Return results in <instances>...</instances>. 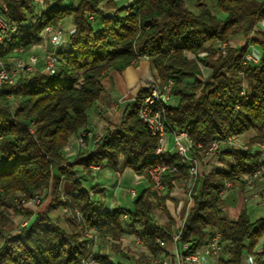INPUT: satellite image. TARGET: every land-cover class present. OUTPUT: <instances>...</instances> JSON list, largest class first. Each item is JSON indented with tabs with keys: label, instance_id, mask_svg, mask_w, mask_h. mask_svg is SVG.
Wrapping results in <instances>:
<instances>
[{
	"label": "trees",
	"instance_id": "obj_1",
	"mask_svg": "<svg viewBox=\"0 0 264 264\" xmlns=\"http://www.w3.org/2000/svg\"><path fill=\"white\" fill-rule=\"evenodd\" d=\"M252 1L217 0L223 14L218 16L206 3L199 4L195 13L186 0H46L45 5L35 0H0V5L8 6L5 18L16 26L12 39L0 45V60L5 64L18 48L29 52L37 45L47 26L65 18L73 24L69 44L59 53L52 73L38 67L0 91V264H82L90 250L84 236L87 229L116 240L131 230L150 253L163 251L157 239L169 241L178 232L166 202L175 187L185 188L190 164L177 153L154 156L157 136L138 114L147 89L140 87L118 122L105 125L93 151L68 159L64 147L73 136L93 131L91 111L102 98L104 77L142 58L150 60L161 86L173 82L171 99L177 101L164 107L163 121L167 129L190 134L195 142L192 154L201 157L213 140L248 131L255 132L252 144L264 142V53L257 63L246 59L251 42L262 44L250 39V34L264 20V1L249 11ZM218 42L232 43L226 56L215 57L213 47ZM203 51L208 54L200 56ZM202 65L211 69L206 77ZM262 154L255 147L229 148L221 153L222 161L230 160L228 168L216 166L196 180L191 204L186 198L182 207L185 224L178 241L181 248L186 245L182 260L220 232L225 242L223 263L242 264L243 251L252 250L264 237V216L253 220L243 207L237 217L229 218L224 214L226 199L220 194L227 181L244 184L239 177L249 173ZM99 162L142 175L159 163L176 170L163 176L166 193L151 186L134 199L132 208L105 210L70 171ZM62 179L77 191L76 195L66 191L72 205L66 217L54 214L65 205ZM49 189L52 199L45 211L19 209L27 224L18 225L15 232L8 228L12 218L7 208L16 192L32 197ZM161 205L164 223L154 214ZM111 249L115 261L106 255L96 258L103 264H152L145 253L137 255L121 243ZM256 262L264 264V247Z\"/></svg>",
	"mask_w": 264,
	"mask_h": 264
},
{
	"label": "built area",
	"instance_id": "obj_2",
	"mask_svg": "<svg viewBox=\"0 0 264 264\" xmlns=\"http://www.w3.org/2000/svg\"><path fill=\"white\" fill-rule=\"evenodd\" d=\"M37 3L41 5H45L46 0H36ZM6 8L0 9V36H4V31L6 26H15L14 23L5 18ZM264 26V24H256L255 29H259V27ZM73 32V28L69 29V31H62L60 33H53V40L52 44H45V36L46 33H52V26L47 27L46 32L41 33V48L43 49V54H33L29 56V59L26 60H18L17 58L12 57V62H9L8 65H1V72H0V91L1 89L9 84L14 85L16 84L21 78L27 76L28 74L34 72L40 63L43 61L42 65V72L50 74L52 73L55 68L59 58L57 52V45H65L69 44V37ZM232 43L230 42H218L213 47L214 50H221V55L226 56ZM264 53V52H262ZM262 53L256 48H254V44L250 43V50L246 56L248 62L257 63L262 55ZM192 57V56H191ZM194 57V55H193ZM203 67V66H202ZM6 68H13L15 74V81H8L6 79ZM206 77V76H205ZM145 88L147 89V99H149V106L146 109H151V100H159L161 97H165V91H169V83L165 84L164 86L160 85V82L151 76L147 79V82L144 83ZM112 109L114 106L111 107ZM141 119L147 120V118H154L155 119V133L162 134V144L156 148L154 154H162V149L165 148H173L179 149L183 154L188 157V163L190 164L189 167V180L185 183V188H188L187 198H190V202L192 201L190 191L193 187L196 180L204 175H207L213 168L217 165L222 164L221 156H218V149L226 147L229 145L236 147L235 143H233L232 138L226 139H215L206 148L207 150H215V157L212 159H205V158H196L195 154H192V149L194 148L195 142L191 136L183 135L178 133L176 129V133H168L165 131V124H159L158 119L155 113H152V116H145V112L139 114ZM104 133H93L92 131L85 132L79 135L78 143L79 148L88 144L87 137L93 143L92 148L90 151H93L97 146L98 142L102 138ZM227 144L223 146V144ZM200 147L201 144H198ZM255 148L264 151V142H257L255 144ZM239 147H246L250 148L249 145H239ZM73 154V156H72ZM77 152L67 153L68 159H73L76 157ZM261 157H264L262 154ZM103 168V163H91L89 165V174L93 178H96L98 172ZM168 170H176L175 167H171L169 164L166 163H159L152 166H149L145 172L149 176L152 186L161 191L165 192L167 190L164 182L163 176ZM116 177H120V171L116 173ZM240 181H244V184L248 186H253L256 181L264 180V161H257L255 165L252 166V169L249 173L243 174L239 177ZM233 188V183L231 181H227L224 185V188L221 191V196L226 197L229 191ZM126 192L130 193L133 198H136L138 195L135 189H126ZM68 194L66 192H62V199L65 202L63 206V212L65 214H70L72 205L68 203L70 200L68 198ZM90 198H92L93 193L90 192ZM13 205L11 208L15 210L19 209H30L35 212H40L43 207V202L39 194H36L32 197H28L25 193H19L18 195L13 196ZM184 204V199L178 200L177 206L174 208V224L176 229L178 230L177 233L172 235L171 241L173 243H178L180 239L181 231L185 224V217L182 215V207ZM33 208H32V207ZM162 208V207H161ZM78 215L80 214L79 210L77 211ZM126 218V215H124ZM28 218L25 219V224H27ZM84 236L89 240L90 250L88 254L83 257L82 264H103L100 260L96 258V256L106 255L112 261H115V252L111 249L112 244H119L121 240H116L111 236H106L102 238L99 233L95 229H87L84 233ZM157 242L161 246H165V241L158 238ZM137 243H143L140 237H137ZM224 244L222 240V235L220 232H216L212 234L206 242L200 245L195 251L190 252L184 256V264H224L223 263V252H224ZM264 241L257 243L252 250H244L242 253V264H257L256 257L258 253L263 251ZM186 248V245L183 246V249ZM182 258V254H181ZM152 262L156 264H168L167 261H163L160 258H152Z\"/></svg>",
	"mask_w": 264,
	"mask_h": 264
},
{
	"label": "crops",
	"instance_id": "obj_3",
	"mask_svg": "<svg viewBox=\"0 0 264 264\" xmlns=\"http://www.w3.org/2000/svg\"><path fill=\"white\" fill-rule=\"evenodd\" d=\"M67 28L68 29L73 28V24L71 21L68 23ZM263 34H264V26L259 27V29L254 28L253 33L250 34V39H258L260 42H262V44L251 42L254 44V48H256V50L260 51L261 53L264 52ZM150 68H151L150 60L148 58H142L138 62V64L129 66L127 69H125L122 72L111 71L103 79L104 92L99 102L103 104H107V103L117 104L118 101L120 102L125 101L123 99L129 98L130 94L132 95L133 93L135 94L137 87L143 86L145 80L149 78ZM204 68L206 69V71L204 70ZM202 70L205 72L204 76H208L211 72L210 69L206 68L205 66H203ZM119 105L120 104H118V106ZM94 116H95V112L94 113L92 112L91 124L93 128H95L97 125L103 127V125H107L108 123H116L119 121L118 120L119 115H117L118 117L116 119L114 117H113L114 119L108 117L106 118L102 117L100 118L99 121H97ZM77 136H73L69 143L72 144L75 148L77 147L76 146L77 144L75 142ZM70 171L71 173H73L71 174V176L79 178L81 180L83 187L86 186L84 185V182L82 180L83 174H86L90 180L95 181L94 185L88 184V186L84 188L94 193L95 198L99 199L102 202L105 210L115 207L132 208L133 201L135 198H133L130 195V193L126 192V189H135L137 195H139L142 191H144L150 186V182L147 174L144 175L138 174L131 168L119 170V169H113L108 165L103 164V168L98 172L96 178L90 176L88 170H83L81 166L74 167L70 169ZM118 171H120V177H116V173ZM68 183L69 181H67L66 184ZM179 189L181 191L183 190L179 187L176 190ZM68 191H70L69 193L71 195L77 194V191L73 190L72 186L68 188ZM166 192L167 191H165L164 193ZM182 194L183 193L180 192L178 193L177 191L174 190L170 194V199H168L166 202V207L172 216L174 214V208L178 204V200L182 199L180 197L183 196ZM161 207L163 208L162 205L158 208L162 210ZM129 232H131V230ZM126 235H128V233H126L125 236ZM134 235L135 234L132 233V236ZM125 236L120 241L122 247H126V243H124V241L128 240ZM135 240L137 242V238H135ZM137 245L141 247L140 252L145 253L147 255V258L150 260L152 264H156L151 261L152 258H160L163 261H167L168 264H184L181 258L183 248H181L178 243H173L171 240L165 241V246H161L159 244L163 248V251L159 252L157 255L150 253L147 247L144 245V243H137Z\"/></svg>",
	"mask_w": 264,
	"mask_h": 264
},
{
	"label": "rangeland",
	"instance_id": "obj_4",
	"mask_svg": "<svg viewBox=\"0 0 264 264\" xmlns=\"http://www.w3.org/2000/svg\"><path fill=\"white\" fill-rule=\"evenodd\" d=\"M68 1H69L68 3H74L76 0H68ZM128 1H130V0H127V2ZM263 1L264 0H253L252 2H250L247 5V9L249 11L255 10L256 8H258L259 4L262 3ZM216 2H217V0H186L188 8L191 11L195 12V13L199 12V4L206 3L214 14H216L218 16H222L223 14L220 11V9L217 7ZM107 13H111V12H107ZM262 20H260V21H262ZM60 21H62L61 23L63 25L67 26L68 23L71 21V19L70 18H65V19L60 20ZM54 25L55 24H51L49 26H54ZM41 33H43V32H41ZM41 33H40V35H41ZM40 44H41V38H40L39 43L37 45L33 46L32 49L29 52H25L24 51V52L18 53V54H21V55L25 54V56H26V55L31 54V53H36L38 55H42L43 54V49L40 47ZM191 56L193 57L192 54L189 55V57H191ZM42 65H43V61L41 60L39 65H38V67H41ZM41 69H42V67H41ZM204 70L206 71L205 68H204ZM210 71H211V69H210ZM202 73H203V75H205V72L203 70H202ZM151 76H153L156 80L160 81V79L158 77H155L154 71H153L152 68H150L149 77H151ZM145 82H147V80H145ZM144 83H143V86H145ZM139 89H140V87H137V89L135 91V94H136V92ZM135 94L134 93H133V95L130 94L129 98L123 99L125 101H121V102L118 101L117 104H114V103L103 104V103L98 102L97 106L91 111V114H92V112L93 113L95 112V116L94 117H95V119L97 121H99L100 118H102V117H105V118L106 117H108V118H113L114 117L116 119L118 117L117 115H119V119L118 120H120L122 109L126 106L128 101H134ZM176 101L177 100L175 98H173L169 102L171 104L172 103L174 104V103H176ZM118 104H120V105L118 106ZM112 106H114V109L111 108ZM104 128H105V125H103V127L97 125L95 128H93L92 132L93 133H100V132L103 133L104 132ZM254 133H255L254 131H248V132H245V133L239 134V135H230V137L233 139V143L236 144L235 145L236 149L240 150L239 145H249V147L253 148V147H256L255 144H252V137H253ZM78 138H79V135L75 139V142L77 144L76 148L72 144H69L70 141H69L68 144L65 145V147L71 146L72 147L71 148L72 151L77 152V156H79L82 151H85L87 149L90 150V148H92V146H93V143L91 142V140H89L90 141L89 144L85 145L84 147L81 146L79 148ZM225 145H227V144L224 143L223 146H225ZM228 146H231V145L228 144ZM65 147H64V150H65ZM228 149H229V147H228ZM226 150H224V151H226ZM65 152H66V155H67V151L66 150H65ZM201 154L204 155V150L201 152ZM72 156H73V154H72ZM229 161H230L229 159H227V161H222V164L221 165H217V166H222V168H225V167L228 168L229 165H230ZM82 169L83 170H88V173H89V167L87 169L82 167ZM144 174H147V173L145 172ZM148 179H149V182H150V186L149 187H151L152 183H151V180H150L149 176H148ZM82 180L84 182V185H86V186H84L85 188L88 186V184H92V185L95 184V181L90 180L89 177L86 174H83ZM66 183L67 182H65V180L62 179L61 185H60L61 195H62V192H66L68 190V188H70L69 183L68 184H66ZM178 187H175L174 190L177 191L178 193L179 192L183 193L182 194L183 196H180V197L185 200L187 198L186 190L184 188H182V187H179V188L183 189L184 191L183 190L181 191L180 189L176 190ZM174 190H172V191H174ZM19 193L20 192H16V194H14V195H18ZM89 194H90V191H89ZM40 197H41L42 202L44 204L43 207L41 208L42 210L40 212H43V211H45L47 205L50 203V201L52 199V191H51V189L41 192L40 193ZM94 197L95 196H94V193H93L92 198H94ZM177 197H179V196H177ZM225 199H226V203H225V206H224L225 207L224 214L227 217H229V218L237 217L239 211L243 207L247 208V210L250 213V216H251V218L253 220L258 218V217H260V216H264V180L262 179V180L256 181L253 186H248L246 184L237 183V184L233 185V188L229 191V193L227 194ZM190 204H191V202H190ZM7 209H8L7 212H9V214H10V216L12 218V222H11V224L8 225V228L15 232V231H17L18 225H23L25 223L26 217L24 216V218H23V215L17 213V210H15L14 208L8 207ZM55 213H56V215H58V216L60 215L61 217H66V215H69V214H65L63 212V208H61L59 210H56L54 212V214ZM154 214H155V218L157 219V221L159 223H164L166 221V216H165L164 212L162 210H160L159 208H157L155 210ZM125 237L128 239V240L124 241V243H126V249L129 250V251H136L137 255H140L142 253V252H140L141 251L140 250L141 247H139L137 245V242L135 240V238H137V236L136 235L132 236V232H128V235H126ZM263 241H264V237L259 242L261 243Z\"/></svg>",
	"mask_w": 264,
	"mask_h": 264
},
{
	"label": "bare ground",
	"instance_id": "obj_5",
	"mask_svg": "<svg viewBox=\"0 0 264 264\" xmlns=\"http://www.w3.org/2000/svg\"><path fill=\"white\" fill-rule=\"evenodd\" d=\"M35 2H36V0H35ZM4 8H6V11H8V6L6 4H1L0 9H4ZM61 22L62 21H59L58 23H56L57 25L55 24L54 26H52V33H46L45 44H52L53 33H60L62 31H69L67 26L63 25ZM258 24H264V20L259 21ZM47 27H50V26H47ZM47 27L44 28V30L42 32H46ZM15 30H16V26H6L5 31H4V36H0V45L3 44L4 42L10 41L12 39L11 33ZM40 38H41V35H40ZM40 47H41V44H40ZM64 47H65V45H57L58 55ZM214 51H215V57H218L221 55V50H214ZM22 52H24V49L22 47L18 48L17 53H15L14 55H12L9 58L7 64H5L4 62H2L0 60V72H1V65H8L9 62H12V57L17 58L18 60H26V59H29V56L36 54V53H31V54H28L26 56H25V54L24 55L18 54V53H22ZM207 54H208L207 51H203L199 55L205 56ZM6 79L8 81H15V74H14L13 68H6ZM157 82H160V81L157 80ZM168 83H169V91H165V97H161V98H159V100H151V109H146L149 106V99H147V92L144 94L141 105H140L139 110H138V114L145 112V116H152V113H155L159 124H165L163 121L164 107L170 103L169 101L171 99L172 90H173V82L169 81ZM142 120L144 123L147 124L151 133L153 135L157 136L158 142H157L156 148H158L162 144V134L161 133H155V119L154 118H147V120H145V119H142ZM165 131L168 133H176V129H167L166 125H165ZM83 133H85V132H83ZM83 133H81V134H83ZM178 133L190 136V134L187 131L178 130ZM228 138H231V137L229 136ZM228 147L229 148H236L234 146H226V147H223L221 149H218V156H221V153L224 150L228 149ZM71 148H72L71 146L65 147V150L67 151V153L72 152ZM240 150L249 151L250 148L240 147ZM165 153H167V154L177 153L185 161H188V157L185 154H183L181 151H179V149H173V148L162 149V154H165ZM157 155H159V154H154V156H157ZM214 157H215V150H207L206 151V149H204V155L202 154L201 157L196 155V158L212 159ZM258 161H264V157H260L258 159Z\"/></svg>",
	"mask_w": 264,
	"mask_h": 264
}]
</instances>
